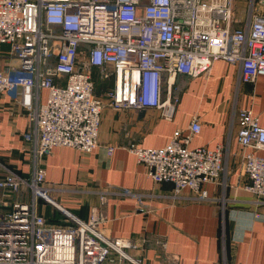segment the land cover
Returning <instances> with one entry per match:
<instances>
[{"label":"built area","instance_id":"1","mask_svg":"<svg viewBox=\"0 0 264 264\" xmlns=\"http://www.w3.org/2000/svg\"><path fill=\"white\" fill-rule=\"evenodd\" d=\"M250 8L248 20L236 26L231 0H0V48L7 47L0 49V95L25 108L35 127L37 156L55 146L90 152L98 146L105 105L156 108L171 119L177 75H208L218 59L239 64V82L264 75V0H252ZM93 69L112 76L101 95L95 93ZM38 88L48 91L44 102H38ZM232 119L240 147L264 151V126L252 111L235 108ZM199 130L193 117L166 145L129 149L155 183L172 184L173 197L188 189L183 197L209 200L204 185L224 179L228 150L189 148ZM240 159L248 178L244 188L264 197V155L243 151ZM25 188L29 201L14 198L0 212V264H144L131 254L135 239L108 236L99 214L84 220L52 199L42 168L30 179L6 168L3 195ZM103 192L101 202L112 191ZM113 193L139 201L143 196L127 188ZM40 200L62 217L45 218L37 210ZM139 210H145L142 204Z\"/></svg>","mask_w":264,"mask_h":264},{"label":"crops","instance_id":"2","mask_svg":"<svg viewBox=\"0 0 264 264\" xmlns=\"http://www.w3.org/2000/svg\"><path fill=\"white\" fill-rule=\"evenodd\" d=\"M251 2L231 0L236 26L248 20ZM0 49L6 51L7 47ZM3 64L1 59L0 68ZM238 74L237 62L218 59L208 75H177L174 92L178 101L171 119L160 117L156 108L115 110L105 105L98 146L90 152L55 146L42 157L35 153V127L25 108L1 94L0 177L7 168L30 179L35 168H42L52 199L84 220L92 212L99 214L104 218L101 231L108 236L135 239L137 247L131 254L144 264H264V197L244 188L248 178L240 159L243 151L260 155L264 151L243 150L232 119L235 108L245 107L264 126V75L253 82H239ZM92 75L97 95L112 86L111 75L101 77L97 69ZM36 93L38 102L46 100V88H38ZM193 117L200 130L192 136L189 148L220 146L228 150L224 179L204 185L209 200L183 197L190 195L188 189L173 197L172 184L155 183L129 149L132 145L160 148L174 130H185ZM124 188L142 194L141 200L113 193ZM103 191L112 192L101 202ZM18 197L29 201V190L8 196L0 190V212ZM140 204L144 211L139 210ZM37 210L50 220L62 217L42 200Z\"/></svg>","mask_w":264,"mask_h":264}]
</instances>
